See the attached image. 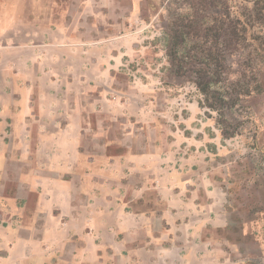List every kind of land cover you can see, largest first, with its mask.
Returning a JSON list of instances; mask_svg holds the SVG:
<instances>
[{
	"label": "crops",
	"instance_id": "1",
	"mask_svg": "<svg viewBox=\"0 0 264 264\" xmlns=\"http://www.w3.org/2000/svg\"><path fill=\"white\" fill-rule=\"evenodd\" d=\"M139 4L0 0V213L14 217L0 264H229V240L208 235L222 216L183 210L164 179L151 198L143 159L96 137L84 69Z\"/></svg>",
	"mask_w": 264,
	"mask_h": 264
},
{
	"label": "rangeland",
	"instance_id": "2",
	"mask_svg": "<svg viewBox=\"0 0 264 264\" xmlns=\"http://www.w3.org/2000/svg\"><path fill=\"white\" fill-rule=\"evenodd\" d=\"M216 1L140 0L139 15H113L116 34L102 36L109 40L93 53L100 66L84 69L86 106L100 111L102 129L95 134L105 147L124 152V161L143 159L151 198L163 179L170 189L176 184L170 194L181 196L183 210L207 208L215 223L222 216L218 224L227 228L208 235L229 240L223 249L229 264H264V52L251 38L264 33V20H257L264 15H248L251 0ZM216 13L242 20L250 44L226 54L225 80H239L240 90L253 85V73L260 87L225 111L235 132L230 138L222 136L218 114L202 106L192 76L171 72L165 54L167 33L179 26L180 16H205L209 23ZM93 76L99 79L89 83ZM0 221L13 224V213H0ZM11 248L0 242V253Z\"/></svg>",
	"mask_w": 264,
	"mask_h": 264
},
{
	"label": "trees",
	"instance_id": "3",
	"mask_svg": "<svg viewBox=\"0 0 264 264\" xmlns=\"http://www.w3.org/2000/svg\"><path fill=\"white\" fill-rule=\"evenodd\" d=\"M251 1L252 8L248 11V15H264V0ZM218 14L210 17L209 23H205L207 19L205 16H180L177 19L178 22L175 23V25L179 23V26L175 29L171 28L167 33L165 54L171 72L187 73L192 76L190 80L202 95V106L218 114L217 123L221 134L224 138H230L235 135V132L229 129L225 111L239 100V96L251 95V93L260 91V87L253 73H251L253 85L245 83L240 90L236 89L240 84L239 80L231 83L225 80L224 57L226 54L232 55L250 44L247 42L242 20L231 17L229 13L225 19ZM240 14L245 15L244 12ZM257 20L263 21L264 16H260ZM225 22H227L226 25ZM237 25L242 27V30H237ZM202 26L205 28L201 30ZM224 27L227 30H223ZM251 38L256 42L257 48L264 52V33ZM219 44L222 50H219ZM253 53L258 54L255 50Z\"/></svg>",
	"mask_w": 264,
	"mask_h": 264
}]
</instances>
